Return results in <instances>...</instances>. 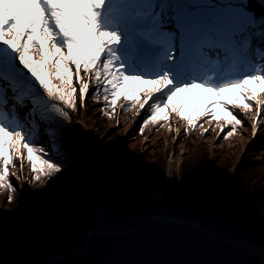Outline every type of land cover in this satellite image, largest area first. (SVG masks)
Returning <instances> with one entry per match:
<instances>
[{
    "label": "snow or ice",
    "instance_id": "snow-or-ice-1",
    "mask_svg": "<svg viewBox=\"0 0 264 264\" xmlns=\"http://www.w3.org/2000/svg\"><path fill=\"white\" fill-rule=\"evenodd\" d=\"M89 94L109 111L121 98L122 108L145 110L143 125L172 113L192 128L211 118L221 132L231 128L225 138L254 113L255 138L264 0H0V189L17 190L9 169L24 160L35 182L59 179L69 136L95 143L79 126L65 128ZM199 167L219 172L211 160Z\"/></svg>",
    "mask_w": 264,
    "mask_h": 264
},
{
    "label": "trees",
    "instance_id": "trees-1",
    "mask_svg": "<svg viewBox=\"0 0 264 264\" xmlns=\"http://www.w3.org/2000/svg\"><path fill=\"white\" fill-rule=\"evenodd\" d=\"M105 105L102 95L96 100L89 94L84 112L85 121L95 125V146L101 155L111 141L102 142L100 135L107 131L116 112ZM69 112L71 119L65 128L78 126L81 108ZM147 114L144 112L128 138L119 141L121 129L130 125L125 121L115 138L116 148L106 158V164L100 162L99 172L92 169L93 156L87 141L69 136L71 150L60 145L59 160L67 162L63 175L70 182L80 180L84 187L77 181L66 189L59 182L63 175L50 178L54 181L51 183H37L31 179L30 164L25 160L28 206L20 197L14 176L10 179L15 192L0 189V204L9 209L8 223L0 219V264H40L66 253L51 264H260L261 259L243 244L233 245L221 236H210L191 223L148 219L156 214L184 216L230 239H247L264 248L262 145H251L233 171L227 194L220 196L229 180L234 155L223 146L211 147L200 134L195 136L190 130L176 137L170 148L164 135L152 132L166 131L165 126L158 121L143 125ZM145 135L149 141L143 147L140 139ZM167 136L170 139L171 134ZM41 144L47 146V136L42 137ZM181 145L182 167L158 198L155 193L167 168L166 158L170 149L177 154ZM206 160H211L219 172L199 167ZM8 194L13 195L10 203L5 199ZM101 196L104 226L123 234L97 231L87 236L98 227L96 203Z\"/></svg>",
    "mask_w": 264,
    "mask_h": 264
},
{
    "label": "rangeland",
    "instance_id": "rangeland-1",
    "mask_svg": "<svg viewBox=\"0 0 264 264\" xmlns=\"http://www.w3.org/2000/svg\"><path fill=\"white\" fill-rule=\"evenodd\" d=\"M94 88V86H93ZM207 94H205L206 96ZM88 101V97L86 99V102ZM104 101V100H103ZM105 102V101H104ZM106 103V102H105ZM127 103V101H124L122 98L118 101L117 105H116V112L114 113V119L112 120V122L110 123L107 131L105 133H102L100 135V140H102V142H107V141H111V143L107 146L109 148H113L115 149L117 146V142L115 141V138L117 137V140H123L125 138H128L130 136V132L132 131L133 127L135 126V124H137L138 122H140V120L143 117L144 112H146L145 110H140L139 112L137 111V109L133 108L131 106V104H129L128 108L124 109L121 107L122 104ZM190 107V106H189ZM231 107V106H230ZM86 110V108H85ZM85 110L81 111V113H79V120H76L77 122H80V124H78V126L81 128L82 131H88L90 132V135L94 136V129H95V125L94 123H90L88 124L85 121ZM188 109H186L187 111ZM238 112H243L244 110L241 109H237ZM147 113V112H146ZM254 115V113H247L245 115H243L241 118L243 119V124L240 125L238 132H236L235 135H232L231 137H226V133H227V129L229 127L226 126L225 131L221 132L220 127H219V123L218 122H214L211 120V118H206V119H202L201 121H198L197 123L200 124L202 123L203 126H197L195 128L189 127L186 124V121H184L181 117H179L178 115L172 113L170 114V118L168 121H158V123H161L163 125V127L165 126L166 131H162V130H157V131H153L155 134H162L164 135V137L166 138V142L165 144L168 145V147H172V144L175 143V141L177 140L176 137H179L180 134H182L183 132H187L190 130V132L193 135H197L200 134L204 140L208 143H210L211 147H220L223 146L225 147L226 151L228 152V154H233V158H232V162L233 165L235 164L236 161H238L239 155L241 153V151H245V153L251 149V145L259 142L264 148V114L259 115L258 117V124H260L261 126L258 129V134L257 136L254 138L252 136H250V127H251V121H252V116ZM129 122L130 125H128L126 127L125 125V121ZM83 122L85 124V126L81 123ZM157 123V124H158ZM81 124L84 127H88V129H83L81 127ZM125 125V127L123 129H121L122 131L119 132V129ZM162 127V128H163ZM205 129H208L207 132H205ZM119 132V133H118ZM171 134V137L169 139V136H167V134ZM115 141V143H114ZM149 141L148 136H142L140 139L141 145L146 144V142ZM181 150L175 154L174 151H172V149H170V153L168 154L167 158H166V164H167V168L165 170V173L163 175V183H161L160 189L158 191H156L155 196L159 197L160 195L163 196V194H165V189L166 187L164 186L166 182H169V179L171 177H173V175H177V172L179 171V169L182 167L183 164V153H184V148L183 145H181ZM89 151L91 152V150L89 149ZM106 151V150H105ZM99 153H97V150L95 153L92 152V158H91V164H92V169L94 170H98L99 168V163L101 162L102 159H104L103 156L99 155V156H95L98 155ZM17 166H14L11 168V173H14L15 175H13L14 177L18 176V178H14L12 177L13 181L18 180L19 183V194L20 197L23 201H25L26 199V189L25 191L23 190L22 192V188L26 187V182L27 179H29V175H28V168L26 165L25 160L22 162H17L16 163ZM233 171L231 170L230 172L233 175ZM179 173V172H178ZM62 179L59 181L61 185H64V187L66 189H69L74 182H79L83 187L84 184L80 181H67L65 178V175H63L61 177ZM17 183V186H18ZM22 192V194H21ZM226 193V192H225ZM224 193V195H225ZM24 196V197H23ZM221 196H223V192L221 194ZM23 197V198H22ZM101 198H99L97 200V205L99 204ZM26 206V205H25ZM8 207L4 204H0V219L5 220V222H7V212H8Z\"/></svg>",
    "mask_w": 264,
    "mask_h": 264
},
{
    "label": "water",
    "instance_id": "water-1",
    "mask_svg": "<svg viewBox=\"0 0 264 264\" xmlns=\"http://www.w3.org/2000/svg\"><path fill=\"white\" fill-rule=\"evenodd\" d=\"M229 185H230V181L227 183L226 185V188L224 189L223 191V194L225 192L228 191V188H229ZM100 198L103 199V197L101 196ZM103 208L104 206L102 205V209L101 211H99V208H98V213H99V216H100V220L98 222V227H95V228H92L89 232H88V237L90 236L91 233H94V232H97V231H102V232H105V233H110V234H123L124 232L122 231H113V230H109L107 229L105 226H104V223H103V220H102V215H103ZM151 219H162V220H171V221H177V222H181V223H191L194 227H196L197 229L199 230H202L203 232L209 234V235H216V236H221L225 241L229 242L230 244H233V245H239V244H242L241 242L242 241H248L250 242L246 247L252 251L255 255H257L260 259H262V252H257L255 251V247H259L261 250L263 249V252H264V248L260 245H257V244H254L253 242L247 240V239H230L228 238L226 235L224 234H221L219 232H216V231H213L211 229H208L205 225H203L201 222H197V221H192V220H188L186 217L184 216H166L165 214H156V215H153L151 216L148 220H151ZM128 232H131V231H128ZM245 246V245H244ZM68 254H57L55 256H53L52 258H48L43 264H48L49 262H51V259H58V258H61V257H64V256H67Z\"/></svg>",
    "mask_w": 264,
    "mask_h": 264
},
{
    "label": "bare ground",
    "instance_id": "bare-ground-1",
    "mask_svg": "<svg viewBox=\"0 0 264 264\" xmlns=\"http://www.w3.org/2000/svg\"><path fill=\"white\" fill-rule=\"evenodd\" d=\"M242 158H243V156H241L239 159L240 160H242ZM168 183V182H167ZM102 205H103V199L101 198L100 199V201H99V211H101V209H102ZM166 215V214H165ZM167 216V215H166ZM160 220H162V219H160ZM167 221H171V220H167ZM179 223H181V222H179ZM255 249V251H257V252H263V249L261 250L259 247H255L254 248Z\"/></svg>",
    "mask_w": 264,
    "mask_h": 264
}]
</instances>
